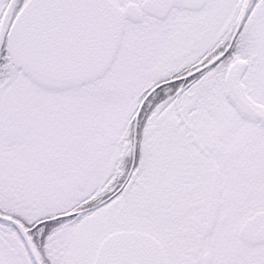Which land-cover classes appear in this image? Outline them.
I'll list each match as a JSON object with an SVG mask.
<instances>
[{
    "label": "snow or ice",
    "instance_id": "6c2138e0",
    "mask_svg": "<svg viewBox=\"0 0 264 264\" xmlns=\"http://www.w3.org/2000/svg\"><path fill=\"white\" fill-rule=\"evenodd\" d=\"M0 264H264V0H0Z\"/></svg>",
    "mask_w": 264,
    "mask_h": 264
}]
</instances>
